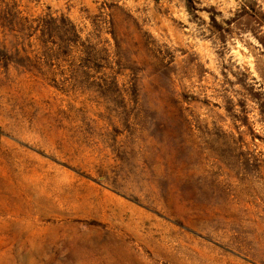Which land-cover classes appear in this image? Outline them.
<instances>
[{
  "label": "rangeland",
  "instance_id": "1",
  "mask_svg": "<svg viewBox=\"0 0 264 264\" xmlns=\"http://www.w3.org/2000/svg\"><path fill=\"white\" fill-rule=\"evenodd\" d=\"M0 264H264V0H0Z\"/></svg>",
  "mask_w": 264,
  "mask_h": 264
}]
</instances>
